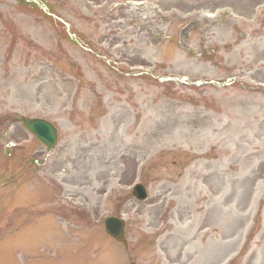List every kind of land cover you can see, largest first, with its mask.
Instances as JSON below:
<instances>
[{
	"label": "rangeland",
	"instance_id": "374dc122",
	"mask_svg": "<svg viewBox=\"0 0 264 264\" xmlns=\"http://www.w3.org/2000/svg\"><path fill=\"white\" fill-rule=\"evenodd\" d=\"M130 263L264 264V0H0V264Z\"/></svg>",
	"mask_w": 264,
	"mask_h": 264
},
{
	"label": "water",
	"instance_id": "95a60500",
	"mask_svg": "<svg viewBox=\"0 0 264 264\" xmlns=\"http://www.w3.org/2000/svg\"><path fill=\"white\" fill-rule=\"evenodd\" d=\"M21 125L30 135L41 143L43 147L48 150L55 148L57 144V130L51 123L41 119L22 118ZM132 195L136 201H144L147 198L146 190L143 185L140 184L134 186ZM124 228L125 223L121 219L108 217L104 220V230L106 234L117 243L126 246Z\"/></svg>",
	"mask_w": 264,
	"mask_h": 264
}]
</instances>
